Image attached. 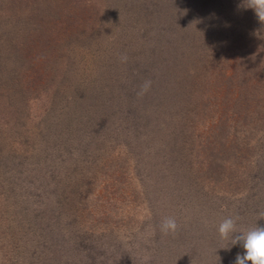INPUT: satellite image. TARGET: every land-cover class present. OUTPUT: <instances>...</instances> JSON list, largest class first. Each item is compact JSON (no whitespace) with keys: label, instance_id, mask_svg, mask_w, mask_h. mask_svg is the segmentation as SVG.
I'll list each match as a JSON object with an SVG mask.
<instances>
[{"label":"rangeland","instance_id":"obj_1","mask_svg":"<svg viewBox=\"0 0 264 264\" xmlns=\"http://www.w3.org/2000/svg\"><path fill=\"white\" fill-rule=\"evenodd\" d=\"M163 1L146 0L152 22L126 20L135 48L98 50L102 36L95 52L74 50L79 83L94 88L61 143L38 139L41 102L21 122L0 93V264H234L245 250L232 235L264 227V22L235 29L193 6L185 26L182 1ZM42 145L43 158L28 149ZM236 216L222 239L220 222ZM165 217L175 233L161 232Z\"/></svg>","mask_w":264,"mask_h":264},{"label":"trees","instance_id":"obj_2","mask_svg":"<svg viewBox=\"0 0 264 264\" xmlns=\"http://www.w3.org/2000/svg\"><path fill=\"white\" fill-rule=\"evenodd\" d=\"M181 1L175 13L184 16L185 26L190 23L188 17L193 6L203 8L211 20L227 16L234 22L235 29L246 28V25L250 28L253 21L257 26L263 25L244 0H201V4H197V0L191 3L186 0L187 4ZM157 11L156 5L147 4L146 0H0V93L5 94L9 107L3 111L22 122L29 114L30 100L41 102L46 130L37 134L38 139L48 143L59 137L61 143L70 123L69 114L72 110L81 111L82 103L93 94L91 89L94 88L79 83L73 53L86 48L95 52L93 42L102 36L107 37L109 43L99 45L98 50H131L135 48L134 41L122 38L126 20L137 23L144 19L150 23ZM175 13L172 8H165L162 21L168 30L173 27ZM114 37L123 39L124 43L112 42ZM34 45L37 50L33 49ZM48 49L54 50L52 55L46 53ZM167 51L173 54L172 45L168 44ZM107 59V66L112 69L109 73L115 76L119 58L108 54ZM169 60L176 66L175 57ZM65 79L72 85L71 90L67 89ZM31 91H35V96L26 99ZM47 131L57 135H49ZM28 149L34 157L43 158L52 148L42 145L39 152ZM261 216L264 220V210Z\"/></svg>","mask_w":264,"mask_h":264},{"label":"clouds","instance_id":"obj_3","mask_svg":"<svg viewBox=\"0 0 264 264\" xmlns=\"http://www.w3.org/2000/svg\"><path fill=\"white\" fill-rule=\"evenodd\" d=\"M247 8L254 11L260 22H264V0H244ZM121 62H127V56L121 57ZM152 81L145 80L140 86L138 96H143L151 88ZM239 217H227L223 219L218 226V233L222 239H228L233 233H236V225ZM179 225L175 217H165L160 223V230L164 234L175 233ZM240 245L245 250L244 254L237 253L234 264H264V227L254 226L232 235L231 245Z\"/></svg>","mask_w":264,"mask_h":264}]
</instances>
